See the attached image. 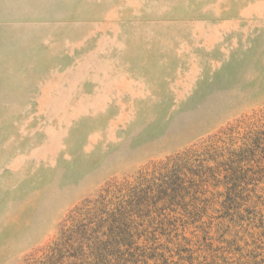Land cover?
I'll return each mask as SVG.
<instances>
[{
	"label": "rangeland",
	"instance_id": "1",
	"mask_svg": "<svg viewBox=\"0 0 264 264\" xmlns=\"http://www.w3.org/2000/svg\"><path fill=\"white\" fill-rule=\"evenodd\" d=\"M255 131L264 0H0V264L183 153L179 197L100 234L99 264H264V153L229 160Z\"/></svg>",
	"mask_w": 264,
	"mask_h": 264
},
{
	"label": "trees",
	"instance_id": "2",
	"mask_svg": "<svg viewBox=\"0 0 264 264\" xmlns=\"http://www.w3.org/2000/svg\"><path fill=\"white\" fill-rule=\"evenodd\" d=\"M263 135L262 131L253 132L247 140L249 142H244L238 150L230 151L229 160H249L258 152L264 153ZM187 155L183 153L168 158L151 171L141 172L133 182L113 181L104 193L77 207L72 218L73 226L62 230L58 240L49 246L43 264H86L89 254L94 258L92 264H99L101 259L97 245L100 234L112 235L119 230L129 234L134 214L145 215L152 206L159 208L169 198L179 197L185 188L181 170L190 158ZM64 255L75 260L68 263L62 259Z\"/></svg>",
	"mask_w": 264,
	"mask_h": 264
}]
</instances>
